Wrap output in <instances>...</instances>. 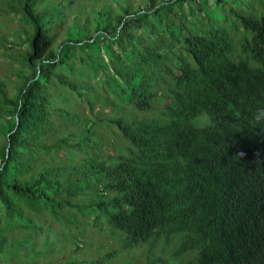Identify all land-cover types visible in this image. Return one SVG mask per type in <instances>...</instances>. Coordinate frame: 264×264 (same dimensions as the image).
Instances as JSON below:
<instances>
[{"label":"trees","instance_id":"16d2710c","mask_svg":"<svg viewBox=\"0 0 264 264\" xmlns=\"http://www.w3.org/2000/svg\"><path fill=\"white\" fill-rule=\"evenodd\" d=\"M191 1L148 0L139 11L119 2L120 13L104 7L94 35L90 16L74 19L57 51L50 28L63 16L60 6L31 12L41 0L0 1L31 26L19 94L9 96L0 81L8 120L0 151V264H56L36 249L47 216L63 218L69 232L75 217L84 224L78 233L93 217L127 249L149 243L155 250L162 239L178 237L175 257L194 253V264H264V0H248L250 9L239 11L226 9L229 0H215L216 11L202 0L199 14L208 22L197 13L194 32L176 27L170 40H158L157 26ZM234 17L243 30L230 23ZM134 23L153 39H138ZM77 48L90 58L93 49L105 53L107 62L92 73L116 96L111 109L131 117L97 115V96L85 115L53 108L55 85L79 95L93 90L70 79L68 60ZM159 105L162 117H146ZM100 125L123 144L112 141L80 162L46 157L82 151L93 136L105 145Z\"/></svg>","mask_w":264,"mask_h":264},{"label":"rangeland","instance_id":"374dc122","mask_svg":"<svg viewBox=\"0 0 264 264\" xmlns=\"http://www.w3.org/2000/svg\"><path fill=\"white\" fill-rule=\"evenodd\" d=\"M1 1V0H0ZM41 0L38 5H33L30 9L34 12L36 8L50 7L51 10L55 9L58 5L61 7L59 13H63L60 20L54 22V25L50 28V35L56 37L55 50L57 51L60 43L65 39L66 28L72 25L74 19L77 22L84 23L86 16H90L92 23L90 24L89 35H94L97 29V11L99 9L109 10L113 9L114 13H120L119 4H127L128 2L132 6V10L139 11L140 9L147 10L148 0ZM161 0H156V5ZM202 1V0H201ZM206 1L212 10H215L217 3L215 0ZM120 2V3H119ZM230 5L226 7L229 10L231 8L239 11L242 8L250 9L252 2L248 0H229ZM202 2L193 0L190 3H184L182 8H175V14L171 15L167 21L160 27L157 26L156 32L158 34V40H170L171 32L174 28L178 27L182 29L183 34L192 33L195 31L198 25V18L193 15L199 14V6L203 5ZM258 7V6H257ZM191 8L194 9L193 13H189ZM216 11V10H215ZM262 13V12H261ZM151 15V14H149ZM205 13L199 14L203 23L208 22V18L205 17ZM154 19V18H150ZM235 20V21H234ZM234 20L230 23L236 24L243 30L240 20L234 17ZM131 32L139 38H143L146 42L152 40L153 37L148 35L146 29L142 27L141 23H134L131 25ZM31 33V26L24 14L14 11L9 5H1L0 7V81L6 86V92L9 96H17L20 92V86L23 83V73L27 71V65L24 61V56L29 52V45L27 42L28 34ZM73 34H78L77 30H73ZM234 36V35H233ZM232 36V37H233ZM235 43L238 40L233 37ZM166 40V41H167ZM95 53L92 58L88 53L83 55L78 48L71 53V58L68 63L71 64L74 73H69L70 79H76L83 81L87 85H91L93 90L90 94L79 95L68 88L55 85L52 88L53 98L52 106L58 113L59 110L65 109L71 112H79L81 115H85L88 112L87 102L92 100V96H97L98 100L93 108L94 112L101 117H106L111 114H118L125 117H131L132 114L123 110H112L109 105L110 101H117L116 96L109 86L104 85L97 75L92 73V68H96L99 64H104L108 59L105 53L97 52V49H93ZM90 53V52H89ZM165 69L170 73H175V65L170 61H165ZM68 70L66 69V73ZM159 109L153 110L147 114L149 118L162 117L161 106ZM5 104L0 94V151L5 145L6 129L3 128L8 122L6 117ZM100 125L99 132L104 133L108 142L103 145L99 141L97 136L91 137V140L84 141L82 144V151L71 149L67 152L52 151L47 154V158L53 162H80L89 153L97 154L101 149L104 151L109 150L106 145L112 144V141H119L123 144V140L120 136H114L110 132L106 131L108 127ZM118 135V134H117ZM89 145L92 148H89ZM78 218L80 216H77ZM50 223L47 226L45 233L40 236L36 242V249L40 251L43 249V256L45 258H52L56 264H194L195 254H187L184 256L175 257V251L179 244V238L173 237L171 243L166 244V239L159 241V246L155 250H151L149 243H146L136 249H127L118 238L111 234V227L106 223L103 227L97 228L94 226L93 217H89L86 223V232L78 233V226H83V222L77 223L75 217H71V232L69 230H62L64 228V219L60 218L56 221L49 218ZM62 225V226H61ZM60 231V235L56 236L55 233ZM62 232V233H61ZM48 242V243H47ZM47 243V244H46ZM149 245V246H148ZM153 251V252H152ZM25 258H31L28 255ZM46 262V261H45ZM41 263V262H40Z\"/></svg>","mask_w":264,"mask_h":264},{"label":"clouds","instance_id":"9594fccd","mask_svg":"<svg viewBox=\"0 0 264 264\" xmlns=\"http://www.w3.org/2000/svg\"><path fill=\"white\" fill-rule=\"evenodd\" d=\"M259 116H260V114H258V117L257 118H259Z\"/></svg>","mask_w":264,"mask_h":264}]
</instances>
